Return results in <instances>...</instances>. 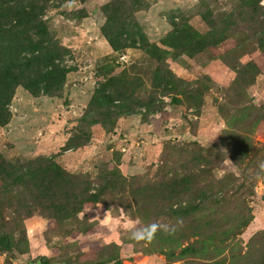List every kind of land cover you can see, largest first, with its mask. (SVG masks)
<instances>
[{"label":"rangeland","instance_id":"obj_1","mask_svg":"<svg viewBox=\"0 0 264 264\" xmlns=\"http://www.w3.org/2000/svg\"><path fill=\"white\" fill-rule=\"evenodd\" d=\"M173 31L193 55L161 44ZM263 31L264 0H0V55L55 75L37 95L17 88L0 126V172L11 168L0 175L11 248L0 247V264H188L192 245L205 261L260 264ZM40 158L71 179L56 204L44 190L35 202L37 182L21 185L19 173L44 170L32 164ZM188 174H201L188 193L160 191ZM192 200L200 211L170 219ZM153 224V239H131Z\"/></svg>","mask_w":264,"mask_h":264},{"label":"trees","instance_id":"obj_2","mask_svg":"<svg viewBox=\"0 0 264 264\" xmlns=\"http://www.w3.org/2000/svg\"><path fill=\"white\" fill-rule=\"evenodd\" d=\"M250 3L251 2H245V5L246 6L251 5ZM251 7L252 9H255L253 2ZM102 31L108 43L113 48V50L114 51L119 50V43L116 41L117 38L114 35H112L107 29L103 28ZM179 33H181V31L180 32L173 31L166 38L162 40L161 44L167 48H176V49L180 48L187 56L193 55L196 52L195 49L184 50L183 47L181 46L182 40L180 39L182 38L181 36H179L180 38H178ZM261 34L264 36V31ZM220 39L221 38L213 40L215 43H213V46L211 45V47L214 46L216 47L220 45L221 43L224 42L225 38L223 40ZM36 62H38V59L36 60L32 59L30 61L25 62V60L20 58V56L18 55H13V56H10L8 54L4 56L0 55V126H5L10 121L11 114L8 111L7 106L10 105V102L13 99L17 88L22 87L25 91L31 93L32 95H37V91L40 89L41 85L49 86L53 81V79L55 78L53 72L41 74L38 70H36L35 68ZM250 67L252 69H255L254 65L252 64ZM56 74H59L60 76L59 72H56ZM64 80L65 78L62 73L60 80H57L56 84L62 85ZM107 99L109 100L110 98ZM173 100L177 101L176 98H173ZM231 158L234 159V161H236L235 157L232 156ZM32 164L34 165V167L38 165L37 169H35L36 171H40L41 167H43L44 170H41L38 175L34 174L33 173L34 169L31 168L24 170L23 175L19 173V177L23 181L21 185L26 187L27 183L37 182V184L33 185L34 187L39 189V191L37 192V200H35V202L37 201L42 202L40 200L41 199L40 196L42 197L41 192H43L44 190L46 194H49L50 200H43V201H49L51 203L56 204L55 201H58V199L55 198V195H57L58 192L61 194V196L65 194L64 192L66 191V189H68L67 183L71 180L70 177L68 175H65L67 176V180H66L65 179L66 177H64L63 175L64 173L62 172V170L56 164L52 163L48 159L40 158L35 162H33ZM8 168L9 169L4 167L0 172L1 173L0 175L1 177H3V179H4V175L2 174V171H6V174H9L8 171L11 170V168L10 167ZM258 174L264 175V168H260V172ZM24 177H26L25 180ZM196 178L200 179L201 174L197 175L195 179ZM195 179H192L189 176V174L180 175L179 177L174 176V178L170 179L173 183H163L160 186V188H162L160 191L166 190L168 193H173V192L183 193V194L188 193L191 190L192 186L195 184L193 183ZM44 183H46L47 186ZM112 183H113L112 181L107 182L104 188L107 189V187H111ZM197 184H195V187L197 186ZM241 186L244 188L243 185ZM250 193H251L250 195L253 194L252 192ZM205 194L206 193L198 194L197 198L203 199L205 197ZM263 200H264V196H263ZM85 201L89 203H96L98 201V196L90 195V197ZM61 202L58 203V211H61L63 209L66 211L68 204H66V201L64 202V200H61ZM200 210H201V203L196 204L192 200V202L190 201L187 202L184 206H180L179 210L173 211L170 208L169 209L171 215L170 219L173 220V219H178L183 215L195 214ZM252 220H253V216L249 211V215L245 219H243L242 222L238 225V229L242 230L246 228L252 222ZM224 235L229 236L230 233L226 232L224 233ZM236 235L237 233H233V236ZM4 238H5L4 236L0 237V247L2 246L8 247V243ZM214 240H216L215 233L210 234V236H206V240H204L203 244L206 245L211 241L213 243ZM202 251H206V250L205 249L198 250V248H195V245L183 249L184 253L188 254L189 256H192L191 257L192 260H190L188 264H223V262L219 261L217 258L207 259L206 261L205 259L198 258L197 256L198 253H201ZM109 262H114V264H121L118 258L110 260ZM260 264H264V257L263 259H261Z\"/></svg>","mask_w":264,"mask_h":264},{"label":"clouds","instance_id":"obj_3","mask_svg":"<svg viewBox=\"0 0 264 264\" xmlns=\"http://www.w3.org/2000/svg\"><path fill=\"white\" fill-rule=\"evenodd\" d=\"M157 228L158 226L153 224L149 227L143 228L141 230H137L131 234V239H134L136 241L153 239L157 231ZM165 230L167 231V228H165Z\"/></svg>","mask_w":264,"mask_h":264},{"label":"crops","instance_id":"obj_4","mask_svg":"<svg viewBox=\"0 0 264 264\" xmlns=\"http://www.w3.org/2000/svg\"><path fill=\"white\" fill-rule=\"evenodd\" d=\"M264 203V202H263Z\"/></svg>","mask_w":264,"mask_h":264}]
</instances>
